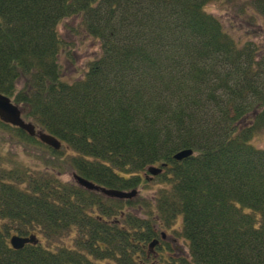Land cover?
Listing matches in <instances>:
<instances>
[{
	"label": "trees",
	"instance_id": "obj_1",
	"mask_svg": "<svg viewBox=\"0 0 264 264\" xmlns=\"http://www.w3.org/2000/svg\"><path fill=\"white\" fill-rule=\"evenodd\" d=\"M219 1L0 0V93L65 146L0 120V264H153L179 216L187 252L167 242L164 264H264V149L251 143L264 129V53L206 10ZM248 1L264 20V0ZM66 17L99 41L71 82L59 64ZM33 146L45 156L29 164L20 152ZM163 163L166 186L148 198L61 178L69 167L130 190ZM11 234L39 243L14 249Z\"/></svg>",
	"mask_w": 264,
	"mask_h": 264
},
{
	"label": "rangeland",
	"instance_id": "obj_2",
	"mask_svg": "<svg viewBox=\"0 0 264 264\" xmlns=\"http://www.w3.org/2000/svg\"><path fill=\"white\" fill-rule=\"evenodd\" d=\"M241 6H244V8L241 9ZM206 10L215 14L223 22V25L237 43L241 45L244 42H252L258 45L264 53V20L261 14L249 5L248 0L211 2L206 6ZM58 32L63 42L59 55L62 78L68 82L80 79L84 76L89 62L97 56L99 52V41L86 34L80 17H66L62 19L58 25ZM2 138L5 141H9V132L0 129V139ZM251 143L264 149V129L252 138ZM5 145L6 152L13 151V148L16 147L15 144ZM28 146H32V144H28ZM19 150L21 151L22 149L19 148ZM25 152H20V155L29 164L37 160L38 156H45V153H43L45 152V148L40 146L29 147ZM61 178L67 182L73 181L72 169L69 167L66 168ZM145 181L143 179L142 184L137 188L138 193L143 198L153 196L157 193L158 189L166 186L157 177H153L149 183H145ZM181 223L182 219L179 216L172 226H164L160 230L165 231L170 236L169 239L172 237L176 239L172 251L177 254L181 252L182 255H185L187 252V244L179 234ZM168 253L170 251L166 252L165 257H167ZM102 264L106 263L102 262Z\"/></svg>",
	"mask_w": 264,
	"mask_h": 264
},
{
	"label": "water",
	"instance_id": "obj_3",
	"mask_svg": "<svg viewBox=\"0 0 264 264\" xmlns=\"http://www.w3.org/2000/svg\"><path fill=\"white\" fill-rule=\"evenodd\" d=\"M0 120L10 124L12 126L18 127L23 131L27 132L30 136L37 137L43 143L53 147V149L58 150L61 147V142L53 135L46 133L42 130H36L35 125L32 122L26 121L21 114V110L18 105H16L8 96L0 93ZM192 155L191 149H186L177 152L174 155L175 160H182ZM147 171L152 175H157L161 172L160 168L150 166L147 168ZM74 180L82 187L88 190L100 191L103 194L116 197V198H131L135 195L136 191H120L115 189H108L101 187L93 182L88 181L87 179L74 174ZM164 237V233L162 234ZM37 240L34 235L30 236H20L13 235L10 237V244L14 249H21L27 243H36ZM156 240L150 243L149 247H153L156 244Z\"/></svg>",
	"mask_w": 264,
	"mask_h": 264
},
{
	"label": "flooded vegetation",
	"instance_id": "obj_4",
	"mask_svg": "<svg viewBox=\"0 0 264 264\" xmlns=\"http://www.w3.org/2000/svg\"><path fill=\"white\" fill-rule=\"evenodd\" d=\"M166 239H169V236L168 235H166L164 238H161L160 240L162 241V243H161V246H160V252L158 253V254H156L155 253V257H157L158 256V258H156V260H155V262L158 260V262L159 261H163L164 262V260H165V255H166V252H169V249L166 247L167 246V242L168 243H170V242H172L171 243V248L173 249L174 247H173V244H174V242L175 241H173V239H169V241H167ZM171 253V252H170ZM170 253H168L167 254V257H169L170 256ZM157 255V256H156ZM174 255V254H173ZM179 255V254H178ZM155 262L153 263V264H155ZM167 262H169V261H167ZM165 263V262H164ZM164 263H162V264H164ZM157 264V263H156ZM160 264V263H159Z\"/></svg>",
	"mask_w": 264,
	"mask_h": 264
}]
</instances>
